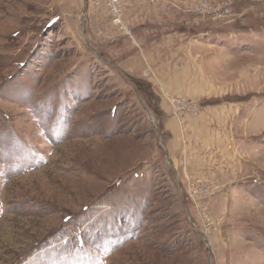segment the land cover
I'll return each instance as SVG.
<instances>
[{
  "label": "rangeland",
  "instance_id": "obj_1",
  "mask_svg": "<svg viewBox=\"0 0 264 264\" xmlns=\"http://www.w3.org/2000/svg\"><path fill=\"white\" fill-rule=\"evenodd\" d=\"M118 18L0 0V264H264V0H121ZM164 60L196 76L163 95L174 115L202 110L190 91L231 108L228 182L179 184L163 156L138 99Z\"/></svg>",
  "mask_w": 264,
  "mask_h": 264
},
{
  "label": "crops",
  "instance_id": "obj_2",
  "mask_svg": "<svg viewBox=\"0 0 264 264\" xmlns=\"http://www.w3.org/2000/svg\"><path fill=\"white\" fill-rule=\"evenodd\" d=\"M140 25L142 26L135 28L134 36H141L143 34V32H140L141 35L138 34V30L144 28L143 23ZM159 25L163 26L161 30L162 34L160 35L166 36V28L171 26L172 23L154 24L156 27ZM147 55L154 67L155 63L153 61L157 60L155 58L163 57L165 52L153 50L149 51ZM160 61L162 60L160 59ZM167 66V60H164L163 63L153 68L156 75L155 78L151 75L148 78L150 83L160 85V92H154L152 96L148 97L149 101L147 100V102L146 97L144 100L142 97L138 99L148 111L152 123L155 124L154 126L159 135L160 142L163 140V156L168 158V165L176 174L175 177L179 184H181V181H179L181 179L191 182L192 178L201 177L212 179V183L215 184L217 182L219 184H222L221 182H228L231 175L237 176V173H233L234 168L230 169V162L222 163V160L227 162L229 159L230 138L232 134L230 131L231 129L234 131L235 127V116H232L230 112L231 108L222 102H201L200 96L202 93L190 91L186 96L192 99V101L200 102L203 105L202 110L197 115L182 110L177 115H174L170 102L163 95L167 91L181 92L174 90L178 89L177 87L182 88L184 86L186 89L190 88L188 87L189 82L191 83L195 74L186 70L188 69L187 67L184 69L179 68L178 71L175 69L173 72ZM133 74L134 77L141 75ZM141 82L140 80L139 83ZM135 87L137 88L138 86ZM203 97H205L204 94ZM234 110L236 109L234 108ZM161 135L163 139L160 137ZM151 153L148 156H151ZM147 157L144 161L148 159ZM158 166L156 165L157 169L159 168Z\"/></svg>",
  "mask_w": 264,
  "mask_h": 264
},
{
  "label": "built area",
  "instance_id": "obj_3",
  "mask_svg": "<svg viewBox=\"0 0 264 264\" xmlns=\"http://www.w3.org/2000/svg\"><path fill=\"white\" fill-rule=\"evenodd\" d=\"M108 3L111 6V9L116 14V18H118V16H120V3H121V0H108ZM176 99H177L176 101L178 102V105L180 107V110H184V108L188 109V110H191L194 115H197L201 111V107L197 103H192V102L189 103L185 98L184 99L183 98L179 99L177 97Z\"/></svg>",
  "mask_w": 264,
  "mask_h": 264
}]
</instances>
